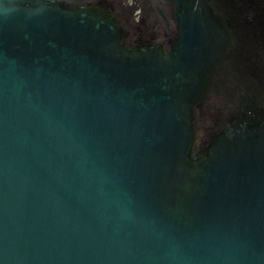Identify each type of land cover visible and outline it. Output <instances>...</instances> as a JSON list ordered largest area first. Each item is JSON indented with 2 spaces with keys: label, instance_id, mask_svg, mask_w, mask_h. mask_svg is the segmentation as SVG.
I'll return each instance as SVG.
<instances>
[{
  "label": "water",
  "instance_id": "95a60500",
  "mask_svg": "<svg viewBox=\"0 0 264 264\" xmlns=\"http://www.w3.org/2000/svg\"><path fill=\"white\" fill-rule=\"evenodd\" d=\"M0 264H264V0H0Z\"/></svg>",
  "mask_w": 264,
  "mask_h": 264
}]
</instances>
